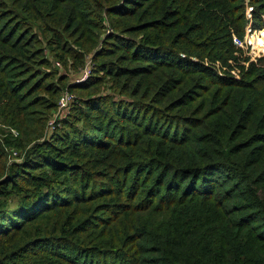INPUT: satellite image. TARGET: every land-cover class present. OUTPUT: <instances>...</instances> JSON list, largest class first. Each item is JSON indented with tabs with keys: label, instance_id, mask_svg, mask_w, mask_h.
Wrapping results in <instances>:
<instances>
[{
	"label": "trees",
	"instance_id": "16d2710c",
	"mask_svg": "<svg viewBox=\"0 0 264 264\" xmlns=\"http://www.w3.org/2000/svg\"><path fill=\"white\" fill-rule=\"evenodd\" d=\"M247 27L264 0H0V264H264Z\"/></svg>",
	"mask_w": 264,
	"mask_h": 264
},
{
	"label": "built area",
	"instance_id": "2783aa9c",
	"mask_svg": "<svg viewBox=\"0 0 264 264\" xmlns=\"http://www.w3.org/2000/svg\"><path fill=\"white\" fill-rule=\"evenodd\" d=\"M258 37H260V35L255 30H252L250 27H247L245 36L242 39L234 37V41L237 45H239L243 50H246L247 53L249 54L248 47L252 45V43H256V45H258L257 44ZM257 50L259 51V53L255 52L256 55H252V54H249V55H252L255 57V56H259L261 53H264V48L258 47ZM91 68H92L91 61H90V58H88L84 68L80 70V74L75 77L73 82L81 83L85 81L86 79H88V77L92 73ZM74 100H75V95L72 92H68V91L62 92L61 95L59 96L56 110H54L53 114L47 121V126L50 128H53V125L58 124L59 121L63 117H66L70 112L69 108H70L71 103L74 102ZM9 130L11 133H14V134L16 133L15 135H17L18 133V131H16L13 128H10ZM13 153L16 155V152H13Z\"/></svg>",
	"mask_w": 264,
	"mask_h": 264
},
{
	"label": "rangeland",
	"instance_id": "374dc122",
	"mask_svg": "<svg viewBox=\"0 0 264 264\" xmlns=\"http://www.w3.org/2000/svg\"><path fill=\"white\" fill-rule=\"evenodd\" d=\"M253 40V39H252ZM258 45H256V43H252V45H250L249 47H248V50H249V54H252V55H256V53L255 52H257V53H259V51L257 50L258 49ZM254 50H256V51H254ZM71 77H73V75H71L70 76V78ZM73 80L75 79V76H74V78H72ZM1 128H3V127H1ZM2 132L10 139V138H15V137H17V135H18V133H17V135H15L14 133H11L10 132V130L8 129V128H3V130H2ZM14 152H16V151H14ZM18 153H20V149H18V151L16 152V154H18ZM12 154V157L13 158H15V154L14 153H11Z\"/></svg>",
	"mask_w": 264,
	"mask_h": 264
}]
</instances>
